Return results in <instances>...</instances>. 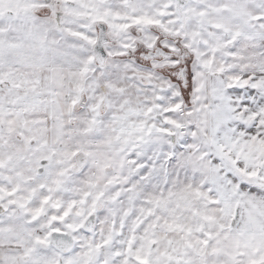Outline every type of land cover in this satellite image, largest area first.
<instances>
[{
    "label": "snow or ice",
    "instance_id": "obj_1",
    "mask_svg": "<svg viewBox=\"0 0 264 264\" xmlns=\"http://www.w3.org/2000/svg\"><path fill=\"white\" fill-rule=\"evenodd\" d=\"M0 264H264V0H0Z\"/></svg>",
    "mask_w": 264,
    "mask_h": 264
}]
</instances>
